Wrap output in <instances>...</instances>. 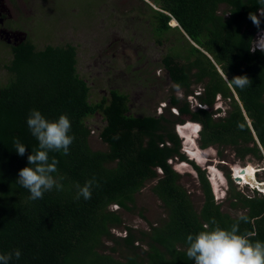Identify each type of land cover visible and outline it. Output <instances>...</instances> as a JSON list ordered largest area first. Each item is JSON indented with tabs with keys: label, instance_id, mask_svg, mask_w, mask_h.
I'll return each instance as SVG.
<instances>
[{
	"label": "trees",
	"instance_id": "obj_1",
	"mask_svg": "<svg viewBox=\"0 0 264 264\" xmlns=\"http://www.w3.org/2000/svg\"><path fill=\"white\" fill-rule=\"evenodd\" d=\"M154 4L157 9H150L158 39L178 30L188 44H179V51L163 61L170 81L186 99L172 96L167 114L161 116H131L130 97L117 89L93 101L92 86L78 71L72 45L38 51L24 41L11 49L13 60L6 67L11 80L0 88V254L18 248L22 255L9 264H194L186 255L188 235L198 234L205 224L214 227L213 218L225 228L238 221L223 209L226 201L248 218L240 221V231L254 232L253 241L264 242V195L259 190L244 194L227 173L229 196L217 201L207 173L192 163L203 195L197 209L172 164L187 161L176 130L187 122L202 126L201 148H219L220 155L229 149L241 161L247 156L264 161V52L249 49L258 29L248 18L249 13L259 14V0ZM222 6L225 11L220 12ZM218 67L229 80L247 75L251 86L229 88ZM195 85L204 91L195 95ZM192 94L198 105L187 99ZM218 98L228 101L227 113L215 110ZM33 109L49 120L67 114L70 134L75 135L68 155L49 153L50 160L59 161L53 175L64 177L63 190L53 188L37 200L29 199L30 192L17 183L19 171L30 166L27 157L38 148L27 126ZM98 114L106 122L99 139L107 151L90 145L94 130L88 121ZM16 138L26 145L24 156L14 147ZM93 177L98 186L91 199H76V185L82 187ZM151 181H156L152 191L167 219L148 231L125 226L122 213L137 212L136 197Z\"/></svg>",
	"mask_w": 264,
	"mask_h": 264
},
{
	"label": "rangeland",
	"instance_id": "obj_2",
	"mask_svg": "<svg viewBox=\"0 0 264 264\" xmlns=\"http://www.w3.org/2000/svg\"><path fill=\"white\" fill-rule=\"evenodd\" d=\"M28 2L30 17L28 19L21 17L20 22L25 23L28 20L34 22L30 42L38 51H43L48 46H74L78 54V71L92 86L93 101H100L105 95L110 96L112 89H117L130 97L131 116L153 117L167 114V106L172 96L178 95L186 99L184 91L170 81L163 61L170 53L179 51V44H188L187 41H183L178 30L167 33L162 40L158 39L156 30L152 31L154 14L150 7L157 9L154 4L156 0H29ZM44 3L46 7L43 6ZM223 11L225 7L222 6L220 12ZM171 26L173 27L172 23ZM176 39L178 42L175 43ZM173 48L176 50H172ZM12 60L10 50L0 42V88L7 86L11 80L6 67ZM194 90L196 92L194 94L199 95L204 88L195 85ZM194 94L187 99L198 105ZM220 108L227 113L228 101L218 98L215 110ZM88 122L94 130V135L90 139L92 149L107 151L108 146L99 139L100 131L106 125L103 115L98 114ZM187 125H189L188 133L195 134V138H191L192 141L184 140L182 129H180L181 136L177 131L182 141V152H186L184 148L188 147L195 153L189 155L186 152L184 154H187V161L181 162L177 159L172 164L182 176L181 184L191 192V199L197 209L203 204V195L198 174L189 162H194L206 171L212 191L220 202L229 196L226 174L229 173L232 178L233 169L235 175L236 169L240 167L251 170L254 173L253 177L264 183V161L254 156H247L241 161L229 149L222 150L221 155L219 148L203 149L196 135L201 131V127L192 122H188ZM192 155L193 157H190ZM232 183L244 194H251L258 187L253 183L238 185L233 179ZM155 184L156 181L148 182L136 197L137 212L122 213L125 226L148 231L151 225H159L167 219L163 203L153 194L152 188ZM223 209L231 212L234 217L245 214L243 211L233 210L230 201L225 202ZM139 212L144 219L140 217ZM116 233L121 235L123 231L116 230Z\"/></svg>",
	"mask_w": 264,
	"mask_h": 264
},
{
	"label": "clouds",
	"instance_id": "obj_3",
	"mask_svg": "<svg viewBox=\"0 0 264 264\" xmlns=\"http://www.w3.org/2000/svg\"><path fill=\"white\" fill-rule=\"evenodd\" d=\"M259 5V14L252 12L249 13L248 17L258 29L257 38L252 40V45L249 48L253 53L256 50L264 52V30L260 29L261 17H264V0H259ZM179 26L180 24L177 27ZM221 76L229 88L243 90L251 86L252 83L247 75H237L231 80L228 79L226 73L222 72ZM187 123L178 126L177 131H179V135L181 136L180 129L182 131L187 130L183 131L184 140L192 141L191 138H195V134L188 133L189 125ZM195 125L201 127V131L196 134L199 140L203 128L200 124ZM27 126L31 134L37 139L38 148L32 150V154L27 157L30 166L24 167L19 171L17 183L30 192L29 199L37 200L42 199L45 192L51 191L53 188L57 191L63 190V184L60 181L64 177L53 175L58 171L57 165L59 161L55 157H52L50 160L49 153L62 152L64 155H68L70 145L75 140V135L70 134L72 124L67 114L60 115L57 120H49L41 111L33 109L27 118ZM14 147L18 155H25L26 145L21 143L19 138L14 140ZM184 149L189 155L195 153L188 147ZM190 157H193V155ZM193 159L191 158V160ZM189 163L192 165L194 162ZM209 168L212 169L210 165ZM232 173H234L232 174V179L238 185H250V183H241L235 180L234 169ZM94 186H98L95 177L87 180L82 187L77 184L76 199L80 197H83L85 200L91 199ZM255 189L264 195V191L260 190L259 186ZM247 220L246 216L241 215L236 223L225 228L221 227L215 218H213L211 223L214 227L210 228L208 224H205L204 230H201L198 234L187 236V258L194 261V264H264V242L259 240L253 241L254 232L240 231V221L247 222ZM21 255V250L18 248L7 254H0V264H9L13 257L18 260Z\"/></svg>",
	"mask_w": 264,
	"mask_h": 264
},
{
	"label": "flooded vegetation",
	"instance_id": "obj_4",
	"mask_svg": "<svg viewBox=\"0 0 264 264\" xmlns=\"http://www.w3.org/2000/svg\"><path fill=\"white\" fill-rule=\"evenodd\" d=\"M28 1L0 0V42L5 44L10 52L12 48L23 44L24 39H26L25 42L31 41L34 22H29V20L25 23L20 22L21 17L26 19L30 17ZM43 6L46 7V4L44 3ZM2 32H5L6 35H3Z\"/></svg>",
	"mask_w": 264,
	"mask_h": 264
},
{
	"label": "bare ground",
	"instance_id": "obj_5",
	"mask_svg": "<svg viewBox=\"0 0 264 264\" xmlns=\"http://www.w3.org/2000/svg\"><path fill=\"white\" fill-rule=\"evenodd\" d=\"M185 131H187V130H185ZM240 169H241V167H240ZM240 169L239 168L236 169V175L240 177V179H241L240 182L241 183H247L248 179H249L250 181H253V183H255L256 186H259V188H261V190L263 191L264 183H261L258 179H255L253 177L254 173L251 172V170H248V169L244 168V171L241 172Z\"/></svg>",
	"mask_w": 264,
	"mask_h": 264
},
{
	"label": "water",
	"instance_id": "obj_6",
	"mask_svg": "<svg viewBox=\"0 0 264 264\" xmlns=\"http://www.w3.org/2000/svg\"><path fill=\"white\" fill-rule=\"evenodd\" d=\"M178 22V21H177ZM178 25H179V23H178ZM184 32V31H183ZM185 33V32H184ZM2 34L3 35H6V33L5 32H2ZM186 34V33H185ZM187 37H188V35H187ZM189 38V37H188ZM190 39V38H189ZM7 40V39H6ZM26 39H24L23 41H22V43L25 41ZM191 40V39H190ZM218 69H219V71H220V73H222V71L220 70V68L218 67ZM236 98L238 99V97H237V95H236ZM241 170V172H243L244 171V168H241L240 169ZM234 179L235 180H237V181H240L241 179H240V177L239 176H237V175H235V177H234Z\"/></svg>",
	"mask_w": 264,
	"mask_h": 264
},
{
	"label": "built area",
	"instance_id": "obj_7",
	"mask_svg": "<svg viewBox=\"0 0 264 264\" xmlns=\"http://www.w3.org/2000/svg\"><path fill=\"white\" fill-rule=\"evenodd\" d=\"M174 112H175V113H177V111H176V110H174Z\"/></svg>",
	"mask_w": 264,
	"mask_h": 264
}]
</instances>
